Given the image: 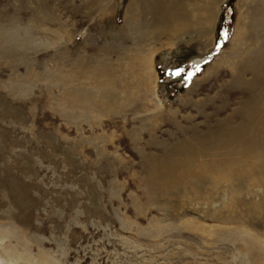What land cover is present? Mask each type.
<instances>
[{
  "label": "rangeland",
  "instance_id": "1",
  "mask_svg": "<svg viewBox=\"0 0 264 264\" xmlns=\"http://www.w3.org/2000/svg\"><path fill=\"white\" fill-rule=\"evenodd\" d=\"M0 228L37 264H264V0H0Z\"/></svg>",
  "mask_w": 264,
  "mask_h": 264
},
{
  "label": "bare ground",
  "instance_id": "2",
  "mask_svg": "<svg viewBox=\"0 0 264 264\" xmlns=\"http://www.w3.org/2000/svg\"><path fill=\"white\" fill-rule=\"evenodd\" d=\"M172 1H170L171 4ZM215 2L211 3L207 7H200L199 13L201 15V18L195 19L194 17L191 18V21L195 24H199L202 26L201 34L204 35L208 33L209 31H212L214 28V22L216 20V14L213 13L215 7ZM170 8V6H169ZM190 10L193 11L192 8ZM194 13V12H193ZM164 14V12H163ZM173 16L169 15L164 18L165 21L159 22V24L162 26V29H158L157 27L153 28L152 35L154 36H163L166 38H176L181 33L187 30V26H185L186 21L184 23H176V22H167V20H170ZM183 19H187V16L185 14L182 15ZM188 21V20H187ZM157 26L156 24H154ZM205 26H208V30L203 29ZM211 29V30H210ZM168 33V35H166ZM151 35V34H150ZM17 234L13 232L12 230H8L7 228H0V243L3 240L10 239L11 237L15 238ZM21 237V236H20ZM18 239V237L16 238ZM43 242V239H41ZM18 244L19 247H21L24 250V253H21L17 247H3L0 248L1 252L7 256L11 262L19 263L21 260H26L29 262V264H37V261L31 254H29V251L27 250V244L23 243L22 240H20ZM39 248V247H38ZM39 255L41 257L40 264H63L59 259H55L52 256H50L48 253H46L42 247L38 250ZM1 260V259H0ZM4 260V259H3ZM1 262V261H0ZM3 262V261H2ZM21 264V262H20ZM27 264V263H26Z\"/></svg>",
  "mask_w": 264,
  "mask_h": 264
}]
</instances>
